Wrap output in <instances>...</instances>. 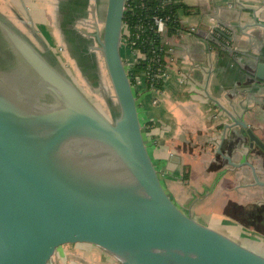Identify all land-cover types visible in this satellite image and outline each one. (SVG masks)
<instances>
[{"label": "water", "instance_id": "95a60500", "mask_svg": "<svg viewBox=\"0 0 264 264\" xmlns=\"http://www.w3.org/2000/svg\"><path fill=\"white\" fill-rule=\"evenodd\" d=\"M125 3L106 0L95 35L117 104L112 120L0 14L13 61L0 68V264H65L68 249L118 264H264V252L200 223L165 191L121 54ZM248 68L264 82V55Z\"/></svg>", "mask_w": 264, "mask_h": 264}, {"label": "crops", "instance_id": "0c3cea01", "mask_svg": "<svg viewBox=\"0 0 264 264\" xmlns=\"http://www.w3.org/2000/svg\"><path fill=\"white\" fill-rule=\"evenodd\" d=\"M182 2L189 12L179 17L183 31L164 40L161 88L138 86L143 136L165 191L183 212L264 252L263 226L246 227L223 213L228 202L254 205L264 223V186L254 178L264 183V153L249 147L237 123L264 143V82L248 68L251 58L264 55V0ZM105 6L106 0H0V14L72 79L82 72L97 78L95 35Z\"/></svg>", "mask_w": 264, "mask_h": 264}, {"label": "trees", "instance_id": "16d2710c", "mask_svg": "<svg viewBox=\"0 0 264 264\" xmlns=\"http://www.w3.org/2000/svg\"><path fill=\"white\" fill-rule=\"evenodd\" d=\"M188 12L182 0H126L121 54L125 48L129 54L137 56L136 59H123L131 87H138V80L143 79L146 88H161V75L165 72L168 57L164 40L183 31L179 17ZM155 16L164 22L162 32L155 27ZM238 143L239 139L233 140L234 145ZM187 167L183 180L188 178ZM257 211V206H242L234 202H228L223 209L225 216L243 226L258 229L264 227V223L256 219Z\"/></svg>", "mask_w": 264, "mask_h": 264}, {"label": "rangeland", "instance_id": "374dc122", "mask_svg": "<svg viewBox=\"0 0 264 264\" xmlns=\"http://www.w3.org/2000/svg\"><path fill=\"white\" fill-rule=\"evenodd\" d=\"M101 62L102 72L97 74V78L88 77L85 72L83 75L74 77L75 83L80 87L83 93L89 98V100L110 120L117 114V104L113 99V92L109 82V78L104 68L103 59L99 51H97ZM122 58L129 60L133 59L134 56L124 48L122 50ZM100 65V64H99ZM76 72V71H75ZM135 98L139 93V89L136 85L132 87ZM145 137V136H144ZM145 144L147 145V139L145 137ZM149 149V148H147ZM150 153V150H148ZM201 223V222H200ZM67 262L65 264H118L115 260L108 257L104 253H100L97 250L90 251H76L68 249Z\"/></svg>", "mask_w": 264, "mask_h": 264}, {"label": "flooded vegetation", "instance_id": "af4514ba", "mask_svg": "<svg viewBox=\"0 0 264 264\" xmlns=\"http://www.w3.org/2000/svg\"><path fill=\"white\" fill-rule=\"evenodd\" d=\"M12 62L8 49L0 37V68L8 67Z\"/></svg>", "mask_w": 264, "mask_h": 264}, {"label": "built area", "instance_id": "2783aa9c", "mask_svg": "<svg viewBox=\"0 0 264 264\" xmlns=\"http://www.w3.org/2000/svg\"><path fill=\"white\" fill-rule=\"evenodd\" d=\"M153 21H154V24H155L157 31L162 32L164 30L163 20L160 17L155 16L153 18ZM190 31H191V33H195L196 29L191 28ZM212 32H213L212 30H209V32L207 34H212ZM164 75H165V73H162V75H161L162 80L164 78ZM141 84H143V79L138 80V85H141Z\"/></svg>", "mask_w": 264, "mask_h": 264}]
</instances>
